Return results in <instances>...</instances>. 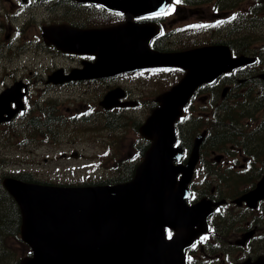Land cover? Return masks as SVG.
I'll use <instances>...</instances> for the list:
<instances>
[{
  "label": "water",
  "instance_id": "1",
  "mask_svg": "<svg viewBox=\"0 0 264 264\" xmlns=\"http://www.w3.org/2000/svg\"><path fill=\"white\" fill-rule=\"evenodd\" d=\"M90 1L139 14L163 9L170 0ZM52 28L77 31L72 40L59 46L95 52L102 74L164 64L182 66L187 72L157 96L159 105L141 127L154 142L131 181L66 187L4 179L21 209L22 237L33 250V256L24 257L20 264H184L185 247L204 231L212 206L186 204L184 190L192 166L175 188V176L182 167L173 161L182 148L173 145L174 123L197 86L213 81L242 60L230 58L227 46L196 47L168 55L152 51L149 42L156 30L139 23L111 32L67 25ZM7 110L1 106L0 114ZM166 227L175 229L169 238Z\"/></svg>",
  "mask_w": 264,
  "mask_h": 264
},
{
  "label": "rangeland",
  "instance_id": "2",
  "mask_svg": "<svg viewBox=\"0 0 264 264\" xmlns=\"http://www.w3.org/2000/svg\"><path fill=\"white\" fill-rule=\"evenodd\" d=\"M184 3L183 0L181 4ZM257 5L259 7L258 12H261L251 17L250 13L253 9L255 10ZM188 6L192 8V12L185 8L179 12L174 9L171 14L164 18L166 33L161 38L162 44L159 47L161 50H179L225 40L243 44L241 48L247 53L264 52V0H191ZM228 8L229 10L222 11V9ZM6 11L7 3L5 1L0 2V21L5 24L8 23L5 18ZM29 11L34 12L38 18V22L30 28L32 31L29 38L34 36L35 40L38 33V23L42 18L65 16L64 7H52L50 10L44 7H34ZM14 13L19 16L18 19H15L17 23H21L27 15L22 9H16ZM84 14L80 15L77 20H85L86 17H89L87 12ZM217 14L219 18H217ZM233 15L236 18L232 19ZM240 17L250 19L240 23L237 22ZM220 18H222V30L209 27L211 22ZM6 31L7 28H0V41H5L4 34ZM54 60L57 63L65 64L73 62L64 56L54 57L51 53L49 59L51 65ZM14 62H18V59ZM178 75L179 72L149 70L109 81L50 86L46 92L30 93L27 96L28 110L18 117L16 115L13 118L15 120L13 123L0 126V175L2 180L4 176L19 173V171H30L32 180L36 179L46 183L86 181L90 184L110 182L119 177L121 178L120 181L125 180L124 176L126 177L129 173L128 166L134 161L141 160L138 157V152L140 146L146 143L137 130L138 125L145 120L151 107L155 104V96L162 89L169 88L173 84L172 82L177 81L180 77ZM0 79L6 83L11 81L10 77L3 75L1 63ZM120 81L122 87L132 90L130 97L141 99L142 104L136 108L106 112L108 110L105 111L99 104V100L107 91L108 84L113 85ZM0 88H2V83H0ZM221 91L222 86L214 97L208 88L205 91L207 93H202L206 95V98L209 96L210 100H213L214 106H210V108L204 103L206 99L204 101L199 99L192 101L187 112L194 110L198 122L193 127L190 123L187 124L189 136H187V131L183 130L185 142L187 140L193 142L197 133L210 126L208 121L214 120L217 124L222 121V109L216 107L223 102L255 100L258 86L253 92L242 93L240 89H237L225 98L221 97ZM37 98L41 102H37L32 116L43 111L48 106V101L52 100L54 101L53 114L58 116L60 121L44 124L40 129L31 131L27 128V121L31 118L29 108ZM43 102L46 104L43 105ZM263 107L264 105L261 108H257L255 104L248 105V109L246 108L248 115L242 117L241 124L238 126V133L232 135L231 140L222 144L221 150L209 151L206 143L203 145L198 156L200 163L197 164L195 173L190 180V182L192 181L190 187L193 195L198 196L197 200L214 201L212 199L214 198L222 201V195L229 197L247 188V182H239L232 186L223 182L222 175L225 172L235 174L236 171H228V166L222 168V154L232 145L241 144L240 142L246 143L250 149H253L249 145L251 135L247 138V136H243L240 130L253 128L260 114L264 112ZM201 111H204L203 116H199ZM240 111L243 110L240 109ZM213 113L220 118L214 117ZM112 118H115L114 124ZM251 133L256 134V131L252 130ZM73 150H78L82 155L79 158H71L68 155ZM63 152H68V155L62 157ZM227 156L224 157L228 159ZM239 161L242 160L239 159ZM206 167H208V172ZM263 179L264 175L258 182ZM254 188L244 191L238 198ZM217 208L216 210L222 216V205ZM237 210L235 209V212ZM214 238L213 235L210 239L204 240L202 244L206 245L209 240L213 241ZM2 240H6L7 248L14 250L17 255L3 259L1 264H14L17 258L24 254V244L20 243L17 237L10 236V231L6 229H0V251L4 248ZM202 251H197L198 255L194 257L193 264H197Z\"/></svg>",
  "mask_w": 264,
  "mask_h": 264
},
{
  "label": "flooded vegetation",
  "instance_id": "3",
  "mask_svg": "<svg viewBox=\"0 0 264 264\" xmlns=\"http://www.w3.org/2000/svg\"><path fill=\"white\" fill-rule=\"evenodd\" d=\"M2 1L7 3L5 18L8 23L5 24L0 21V28H7L4 34L5 41H0V63L3 68V75L10 77L11 81L6 83L0 79V83H2L0 90L7 86L17 85L15 87L20 91L42 93L50 86L90 84L103 80L109 81L122 76L123 73L111 77L69 80L62 84L50 82V73L57 67H64L66 71L74 66L83 67L94 61L95 56L62 52L54 45L46 43L42 36V26L56 22H66L79 26H112L125 22L128 18L126 14L111 11L101 5L77 3L73 0H0V2ZM34 7H44L47 10L52 7H64L65 9L64 17L42 18L39 21L36 40L34 36L29 38L32 31L30 30L31 26L38 22L36 14L29 11ZM16 9H22L27 13L21 23H17L15 20L19 17L14 13ZM187 11L192 12V8H187ZM84 12H87L89 17H86L85 20H77L80 15H85ZM51 53L54 57L64 56L73 62L65 64L57 63L54 60L51 65L49 62ZM16 59L18 62H14ZM130 74H136V72L124 73L123 76ZM231 76L232 74L223 77V84L231 85ZM118 85L121 86V81L113 85L108 84L106 88L110 89ZM131 91V89L126 88L128 96H130ZM233 104L230 103V105ZM250 138L249 145L253 149H250L243 142L239 145H232L222 154V168L228 166V171H236L235 174L225 172L222 175L223 182L228 183L229 186L239 182H247L248 186L229 197L222 195V216H219L218 220L211 219L217 230L214 240H209V242L214 244L217 241V244L203 245L202 242H199V250L203 251L198 257L197 264H264V183L257 195L263 196L256 201H249L243 196L241 197L244 199L243 201L237 200L244 191L258 185V181L264 175V134H252ZM225 155H228V159L224 157ZM235 209L238 210L235 212ZM207 237L210 239L213 235L208 233ZM189 254L191 262L198 255L192 250Z\"/></svg>",
  "mask_w": 264,
  "mask_h": 264
},
{
  "label": "trees",
  "instance_id": "4",
  "mask_svg": "<svg viewBox=\"0 0 264 264\" xmlns=\"http://www.w3.org/2000/svg\"><path fill=\"white\" fill-rule=\"evenodd\" d=\"M0 229L10 231V236H19L18 230L20 225V213L17 205L12 197L0 187ZM6 225V226H4ZM4 248L0 251V264L3 259L9 257V248L5 245V240H2Z\"/></svg>",
  "mask_w": 264,
  "mask_h": 264
},
{
  "label": "snow or ice",
  "instance_id": "5",
  "mask_svg": "<svg viewBox=\"0 0 264 264\" xmlns=\"http://www.w3.org/2000/svg\"><path fill=\"white\" fill-rule=\"evenodd\" d=\"M177 2H179V0H177ZM169 11H171V9H169ZM167 14L166 12H161V13H157V15H165Z\"/></svg>",
  "mask_w": 264,
  "mask_h": 264
}]
</instances>
